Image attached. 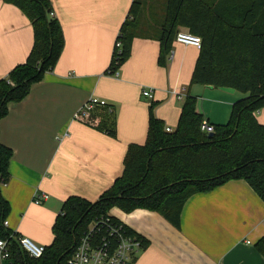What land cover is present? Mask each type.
<instances>
[{
    "label": "crops",
    "instance_id": "1",
    "mask_svg": "<svg viewBox=\"0 0 264 264\" xmlns=\"http://www.w3.org/2000/svg\"><path fill=\"white\" fill-rule=\"evenodd\" d=\"M133 1L50 0L64 37L61 55L22 101L8 104L0 119V144L12 151L9 178L0 190L9 206L7 229L17 238L49 246L52 225L67 198L94 202L108 190L122 174L128 146L146 141L151 104L154 117L175 130L186 95L195 98L196 112L212 125L225 124L233 103L247 96L230 88L190 85L198 56L192 46L173 42L165 65H158L157 30L139 32L117 76L106 74ZM152 1L151 16L160 24L167 0ZM33 42L26 16L0 0V79L25 63ZM144 89L153 91L151 101L142 97ZM179 91L183 98L171 95ZM90 100L112 110L114 135L97 127L108 108L95 107L88 122L75 119ZM256 119L264 125V105ZM38 195L48 198L38 205ZM109 215L142 241L130 264H264L255 249L264 237V203L242 180L190 196L179 227L143 209L124 213L114 207Z\"/></svg>",
    "mask_w": 264,
    "mask_h": 264
},
{
    "label": "trees",
    "instance_id": "2",
    "mask_svg": "<svg viewBox=\"0 0 264 264\" xmlns=\"http://www.w3.org/2000/svg\"><path fill=\"white\" fill-rule=\"evenodd\" d=\"M6 1L29 20L34 42L25 63L0 79V119L7 115L8 104L22 101L31 85L54 68L64 47L60 24L49 16L50 0ZM144 7V0L132 2L116 38L121 50L113 51L106 74L116 72L129 57ZM180 29L201 40L190 85L230 88L247 96L233 103L225 124L213 125L211 137L200 130L204 119L195 110L194 97L185 96L172 133L164 131L151 104L146 141L128 146L120 177L94 202L67 198L61 208L64 215L52 225V243L37 259L29 257L3 226L9 206L0 190V239L6 241L9 253L4 264H67L89 224L114 207L124 213L156 212L179 227L190 196L236 180L245 181L264 203V125L256 119L264 105V0H167L154 36L159 42L158 65H165ZM103 108L109 115L100 114L97 127L114 135L112 110ZM11 157L12 151L0 144V188L9 178ZM128 233L134 234L129 229ZM255 249L264 258V237Z\"/></svg>",
    "mask_w": 264,
    "mask_h": 264
},
{
    "label": "built area",
    "instance_id": "3",
    "mask_svg": "<svg viewBox=\"0 0 264 264\" xmlns=\"http://www.w3.org/2000/svg\"><path fill=\"white\" fill-rule=\"evenodd\" d=\"M49 16L53 18V12H50ZM174 42L184 46H192L196 49H200L201 46L199 37L181 31L176 33ZM115 50H121V43L117 40L114 44ZM108 75L116 77L117 73H110L109 71ZM141 95L149 101L153 99V91L150 89L142 90ZM171 95L177 99H181L183 91L171 92ZM97 106L104 107L106 104L90 100L84 103L75 114V119L88 122L91 112ZM200 130L210 134L214 132V127L206 120H202ZM164 131L166 133L173 132L172 129L166 127ZM47 198L48 195L35 196L34 203L39 205L42 201L47 200ZM60 215L63 216L64 212H60ZM7 225V221H4L3 226L7 228ZM11 237L16 236L11 232ZM17 240L20 248L31 258L37 259L45 251L44 246L36 245L27 238H18ZM6 246V241L0 239V259L3 261L9 257ZM141 248L142 241L138 236L128 233V229L125 226L114 220L110 215H107L89 224L81 236L76 249L67 260V264H130Z\"/></svg>",
    "mask_w": 264,
    "mask_h": 264
},
{
    "label": "rangeland",
    "instance_id": "4",
    "mask_svg": "<svg viewBox=\"0 0 264 264\" xmlns=\"http://www.w3.org/2000/svg\"><path fill=\"white\" fill-rule=\"evenodd\" d=\"M160 1L161 0H157L156 2L158 3ZM154 2L152 0L146 1L145 7H144V11H143V16H142V19H141L142 25H140L138 33L139 32L142 33V34L149 33V32L155 31V30H157L159 28L160 24L156 23L155 18H153L151 16V14L154 13V11H155ZM164 2H165V0H164ZM183 97L184 96H182V98ZM144 143L145 142H143V144Z\"/></svg>",
    "mask_w": 264,
    "mask_h": 264
},
{
    "label": "water",
    "instance_id": "5",
    "mask_svg": "<svg viewBox=\"0 0 264 264\" xmlns=\"http://www.w3.org/2000/svg\"><path fill=\"white\" fill-rule=\"evenodd\" d=\"M208 136L211 137L212 136V133H210Z\"/></svg>",
    "mask_w": 264,
    "mask_h": 264
}]
</instances>
